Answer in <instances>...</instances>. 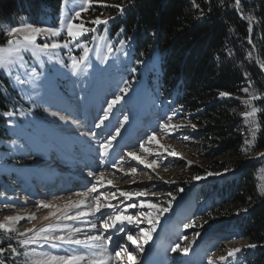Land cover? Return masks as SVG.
I'll return each instance as SVG.
<instances>
[{
    "label": "rangeland",
    "instance_id": "obj_1",
    "mask_svg": "<svg viewBox=\"0 0 264 264\" xmlns=\"http://www.w3.org/2000/svg\"><path fill=\"white\" fill-rule=\"evenodd\" d=\"M103 2L108 5L114 4V0H103ZM97 17L104 19L115 16L108 12V7H100L96 0H93V5L82 12L74 23H78L81 19L86 22L91 21ZM35 25L57 27L59 26V19L51 21L47 18L42 21V24ZM85 27L96 28L94 32L85 33L78 38V42L81 45L87 44L90 50V67L86 70L87 75L73 76L69 69L47 61L43 68L37 65V72L42 73L40 81L41 95L47 103L38 102L36 107H31V102L21 99L18 89L14 91L13 87L9 86L10 81L7 78L9 87L6 88H10L14 95L18 97L15 99H18V101L20 99L32 110L39 113L42 120L30 118L25 126L20 125L13 119L12 124L7 123L8 118L2 121L3 126L8 129L10 137L0 135V175L8 174L6 177L9 181L8 183L3 180L0 182V188L3 187L2 192H0V223H6L15 230L11 233L0 231L5 237L6 243L8 242L5 246V253L1 257L17 261L15 259L16 255L21 254L19 256H22L23 259L20 264H25L28 257L24 253L29 252L32 248H35L38 252H47L55 256L70 255L71 253L65 249H54L47 244H32L25 247L19 241L33 236V232L27 231L28 229L35 231L55 222V217L50 215L52 212L59 215L62 211H70L71 215H75L76 209L71 207L73 202H79L83 199L84 205L80 210L88 211L86 206L89 204L95 205L96 203L95 195L99 192H105L107 201L104 197H101L99 202L101 205L106 202L119 205V201L124 200V198L120 196L117 189L134 192L143 187H148L150 195L151 193L155 194L154 203L157 202L156 198H159V202L168 207L166 203L169 199L168 193H171L175 199L169 212L161 216L157 229L153 233L154 236L157 230L160 229L159 231H162L161 236L152 237V240L145 245V254L148 253L150 256V252L154 251L159 254L161 246V249L167 254V260L171 259L170 262H166L167 264H206L208 256H212L217 264H220L219 257L222 256L226 258L223 264H234L235 260L229 261L228 251L241 246L246 247L247 244L240 238H226L220 233L221 231L217 230L215 223H205L197 218L200 215L199 212L208 207L210 198L212 200L215 197L206 200L197 198L193 202L189 197L192 192L191 188L204 181L190 179V177H196L191 173L192 166H206L209 162L205 144L193 133L197 125L193 127L188 122L187 116H181L180 113H177L170 122V126L181 124L183 127L171 132L170 135L160 131L157 126L166 116L173 115V112L170 113L172 110L159 101V97L149 90L147 83L130 81L128 79L130 72L122 71L124 69L121 67V63H115L116 65L112 66V61L109 62V58L106 59V55L109 54L107 46L111 43H108L105 36L104 25L94 26L86 23ZM102 28L104 31H101ZM65 38L62 34L57 39L62 40ZM95 40L96 42H94ZM70 47L72 48L71 52L63 50L60 53L65 64L69 63L68 57L70 55H82V48L73 47L72 45ZM25 59H28L31 63L28 56ZM124 81L128 82L127 86L129 87V92L124 94V100L113 107L109 119L105 121V126L101 128L94 127L98 123V118L103 115V109L107 107V103L114 98V95L120 94V89L125 87ZM64 94L77 105L76 110L72 113L65 108ZM80 97H83V99H80ZM83 106L93 107L94 113L91 118L88 117ZM46 107L50 111L60 112L69 122L65 123L50 116L44 110ZM124 115L129 117L126 123L123 121ZM91 119L93 123L90 122ZM48 121H52V124H48ZM72 121H76L80 125H76L77 123L74 124ZM118 123H124L121 135L113 142L111 155L104 158L97 151L99 143L107 139L109 133L113 132ZM132 128L136 130L137 135L127 142L131 146L124 147V139L128 137ZM153 131L156 132L159 143L164 145V149L159 148L155 142L149 143L146 140V137ZM88 132L96 133L95 140L90 141L87 135H80V133L86 134ZM56 139L68 140V146L71 150L77 151L74 149L75 144L80 143L83 144V147H88V149L94 151L89 152L87 149L79 152L81 158H78V160L85 162L89 159L90 162L80 166L78 162H74L75 157L61 155L62 146L56 142ZM141 141L145 143L146 148L151 149L152 153L160 152L161 155L155 156L144 152L138 146ZM165 149L169 153L174 151L178 155H167ZM127 151H135L148 162L155 159L157 165L154 166V169H147L138 161L125 156V162L123 164L118 163L116 169L109 167L112 161H118L119 157ZM189 161H191V165L188 164ZM92 166L94 167L92 168ZM120 167H123L124 172H128L132 167L137 168V171L126 177L119 171ZM89 171L96 173L103 171L102 183H98L93 177L89 176ZM258 177L262 188L264 187V164L258 170ZM50 178H59V181H57L58 186L54 189H50L51 184L46 183ZM109 180L112 181V185H108L107 181ZM152 183L155 184V188L150 187ZM182 183L187 184L183 185ZM94 185L98 189L97 193L91 192ZM179 188H183V192L178 191ZM112 192H115V198L111 195ZM77 193H80V195H77ZM84 194H87L86 199ZM41 201L55 207H38ZM124 203H128V201L124 200ZM101 213L112 214L111 210L102 207L100 213L90 215L86 220L98 223ZM125 214L135 215V212L129 210ZM174 214L176 217L172 219L171 215ZM18 216L23 217V219L18 221L6 219ZM33 216L34 219L31 218ZM46 216L48 217L47 220L44 219ZM192 219H195L197 224H202L203 227L196 229L184 228L183 225L191 222ZM60 224L61 227L72 225L82 227L85 231L88 229V224L80 221L64 220ZM146 226V224L140 225V227ZM131 228L132 226H128L126 230H131ZM197 231L201 233L199 237L195 235ZM21 233L24 235H21ZM108 234L113 236V243L118 238L120 243L125 242L123 233L110 230L105 235ZM133 235L137 237L138 241L142 242L138 231H134ZM185 236L187 240L183 239ZM77 238H83V236L78 235ZM193 240H195V243L191 244V250L187 255L179 253V251L175 253L170 251V248L177 243L184 247L188 246ZM9 243L16 248L15 253L8 249ZM128 244L129 250L132 251L133 246L130 242ZM145 254L143 257H145ZM138 261L142 262L139 257Z\"/></svg>",
    "mask_w": 264,
    "mask_h": 264
},
{
    "label": "trees",
    "instance_id": "obj_2",
    "mask_svg": "<svg viewBox=\"0 0 264 264\" xmlns=\"http://www.w3.org/2000/svg\"><path fill=\"white\" fill-rule=\"evenodd\" d=\"M222 2L223 7L221 0H114L113 5H122L125 11L121 15L108 7L115 19L109 21L105 36L113 49L120 47V40L126 41L128 55L113 51L112 66L121 63L122 71L130 72V81L147 83L159 101L169 106L170 113L187 116L189 123L197 125L193 133L205 144L209 162L192 166L191 173L204 181L192 188L190 200L215 197L197 218L221 226L228 239L257 245L254 249L241 246L245 250L237 254L234 264H264V196L260 195L258 177L264 158L255 159L257 153L264 152V113L257 117L261 127L249 153L241 151L251 135L240 116L248 110L242 99L254 90L264 97V70L258 65V60H264V0H241L244 14L255 18L251 44L249 22L229 7L235 0ZM194 5L204 18H198L201 11ZM60 11L61 0H0V23L14 26L23 16L27 22L42 24L47 18L59 19ZM121 27L124 32L118 36ZM4 41L0 33V44ZM138 59L143 64H136ZM0 84L4 86L0 87L2 112L10 109V102L3 94L8 81L1 74ZM245 87L248 94L241 91ZM220 92L231 96L221 98ZM253 103L264 108V99ZM2 121L0 116V135L8 137ZM209 172L220 175L209 176ZM6 176L1 175L0 182L8 183ZM4 238L0 233V247L5 248L8 242ZM4 253H0L4 264H20L23 259L21 254L16 255L17 261L2 258Z\"/></svg>",
    "mask_w": 264,
    "mask_h": 264
},
{
    "label": "snow or ice",
    "instance_id": "obj_3",
    "mask_svg": "<svg viewBox=\"0 0 264 264\" xmlns=\"http://www.w3.org/2000/svg\"><path fill=\"white\" fill-rule=\"evenodd\" d=\"M96 2L100 7L116 8L121 15L125 11V8L122 5H108L105 4L103 0H96ZM92 5L93 0H61L59 26L57 27L37 26L31 22H27V18L23 16L19 17L17 24L14 26L0 23V33H3L5 36L3 45H0V74H3L5 78L9 79V86L13 87L14 91L17 89L19 90L18 94L22 100L31 102V107H36L38 102L47 103L41 95L40 81L42 79V73L37 72V65L40 68H43L45 62L47 61L49 63L59 64L63 68L69 69L73 76L79 77L80 75H87L86 70L90 67V50L87 47V44L81 45L78 42V38L83 36L85 33L94 32L96 30L95 27H85L86 23L94 26L104 25L105 31H107L109 20L115 19V17L104 19L97 17L91 21L86 22L81 19L78 23H74V21L81 16V13L86 11L88 7H91ZM194 6L197 7L198 11H201V16L198 18H204L202 10H200L197 5ZM220 6L223 7L222 0ZM229 7L235 10L242 20L249 22L248 42L251 44L253 31L252 24L255 22V18L251 14H244L241 7V0H235L234 4ZM123 32L124 29L121 27L117 35L119 36ZM62 34L66 38L62 40L57 39L60 38ZM152 35H155V33H152ZM128 39L131 40V37ZM73 42L76 43L73 44ZM119 44L120 47L117 49H113L112 45L109 44L107 46L108 53L111 54L113 51H116L122 53L126 57L128 55V53L124 51L126 41L120 40ZM70 45L82 48V55H70L68 57L69 63L65 64V61L61 58L60 53L63 50L71 52L72 48ZM228 54L231 55V53ZM26 56L30 58L31 63L28 59H25ZM248 56L250 59L252 58L251 53H248ZM135 63L143 64V60L138 59ZM258 65L261 69H264V60H258ZM132 71L135 72L136 69L133 68ZM245 76H247L246 73ZM124 83L125 87L121 88L120 94L114 95V98L107 103V107L103 109V115L98 118V123H96L94 127L101 128L102 126H105V121L109 119L113 107L124 100V94L129 92V87L127 86L128 82L124 81ZM249 85H251L250 79ZM0 87L4 86L0 84ZM241 91L248 94L249 90L248 87H245ZM3 94L6 98H8L6 87ZM219 96L224 98L230 97L231 94L228 92H220ZM235 98L240 99V97ZM80 99H83V97H80ZM257 99H264V97L257 95L254 90L253 93L249 94L247 99L241 100V103L247 106L248 110L241 113L240 116L251 135L250 139L246 138L244 140V146L241 148V151L245 153H249L253 150L257 139V132L261 127L257 117L259 114L264 113V108H258L254 105L253 101ZM180 109L182 111L183 106H180ZM44 110L48 112L50 116L58 120L64 121L65 123L69 122V120L62 116L60 112L50 111L47 107ZM30 111L31 108L29 109V112ZM28 114L29 113L22 109L19 111L8 109L0 112V116L8 118V124L13 123L11 118L16 116L26 117ZM176 115L177 113L173 111V115L166 116V118L157 126L158 129L170 135L171 132L183 127L181 124H173L170 126V122ZM128 120L129 117L124 115V123ZM72 123L76 124L78 122L72 121ZM124 123H118V125L114 127L113 132L109 133L107 139L99 143L97 151L101 153L104 158H108L111 155L113 142L121 135V129L124 127ZM193 127L195 126L193 125ZM80 135H87L90 141L95 140L96 137L95 132H88L86 134L80 133ZM146 140L149 143L155 142L159 148L164 149V145L160 144L157 140V134L155 131L149 134L146 137ZM138 146L143 149L144 152L151 155H161L160 152L152 153L150 148L145 147V143L143 141L139 142ZM165 153L173 156L178 155L174 151L170 153L167 152V149H165ZM125 156L131 160L138 161L139 164L144 165L147 169H154V166L157 165V161L155 159L148 162L135 151H127L119 157L118 161H112L109 164V167L116 169L118 163L123 164L125 162ZM262 158H264V152L257 153L255 159L262 160ZM262 162H264V160H262ZM188 164L191 165V161H189ZM119 171L127 177L129 174L136 173L137 168L132 167L128 170V172H124L123 167H120ZM224 171L228 172L229 169H225ZM88 175L93 177V179L98 183H102L101 178L104 176V172L101 171L96 173L89 171ZM207 175H220V173L213 174L209 172ZM193 179L200 180L202 177L196 176ZM133 182L135 183V181ZM107 183L108 185H112L111 180L107 181ZM113 187L115 186L113 185ZM150 187L155 188V184H150ZM183 190V188L178 189L180 192H183ZM97 191L98 189L94 185L91 192L97 193ZM117 191L120 192V196L123 197L124 200L128 201V203H124V200H121L119 201V205L122 206L114 205L111 202H106L101 205L99 203L101 197H104L107 201V194L105 192H99L94 197L96 201L95 205L89 204L86 206L88 211L80 210L82 205H84V200L82 199L79 202H73L71 205L72 208L76 209L75 215H71L70 211H62L59 215H57L56 212H52L50 215L55 217V222L49 223L48 225L35 231H33V229H28L27 231L33 232V236L19 241L21 245L27 247L32 244H47L49 247L54 249H65L71 254L66 256H55L47 252H38L35 248H32L29 252L24 253V255L28 257L25 264H114V262L115 264H142L141 261H138L137 254L134 253L145 252V245L152 240L153 233L157 229L161 216L169 212L175 198L172 197L171 193H168L169 199L166 201L168 207H165L159 202V198H156V203L153 202L155 194L151 193L150 195L148 187H143L134 192L121 191L119 189H117ZM77 195H80V193H77ZM84 195L86 199L87 194ZM111 195L115 198V192H112ZM260 195L264 196V187L260 189ZM39 206L44 208L55 207L54 205L44 203L43 201L39 202L38 207ZM102 207L111 210L112 214L101 213L98 223L88 222L86 220L88 216L100 213ZM129 210L135 212V215H126L125 213H128ZM245 211H247V209H245ZM208 214L211 215V213ZM31 218L34 219L35 217L33 216ZM6 219L10 221H18L23 219V217H8ZM44 219L47 220L48 217L46 216ZM64 220L87 223L88 229L85 231L82 227H75L72 225H65L64 227H61L60 222ZM142 224H146L147 226L140 227ZM128 226H132L131 230H126ZM183 227L187 229H196L202 228L203 225L197 224L196 220L192 219L191 222L184 224ZM14 230L15 229L9 227L8 224L0 223V231L11 233ZM110 230H114L117 233H123V239L125 242L120 243L118 238L117 241L113 243V236L111 234L105 235L106 233H109ZM134 231H138L142 242L138 241L137 237L133 235ZM21 235L24 234L21 233ZM78 235H82L83 238H77ZM195 235L196 237H199L201 233L197 231ZM183 239L187 240V237L185 236ZM128 242H130L133 246L132 251L129 250ZM192 243H195V240L190 242L188 246L184 247H181V245L177 243L175 246L170 248V251L174 253L179 251V253L187 255L191 250ZM247 247L254 249L257 245L253 244ZM8 249L13 253L16 252V248L12 247L10 243L8 244ZM5 250L6 249L4 247H0V253H3ZM244 250L245 249L243 247L230 249L227 256L235 260L237 254L242 253ZM225 260V257H219L220 264H223ZM0 264H4V262L0 261ZM206 264H217V262L213 260L212 256H208Z\"/></svg>",
    "mask_w": 264,
    "mask_h": 264
},
{
    "label": "bare ground",
    "instance_id": "obj_4",
    "mask_svg": "<svg viewBox=\"0 0 264 264\" xmlns=\"http://www.w3.org/2000/svg\"><path fill=\"white\" fill-rule=\"evenodd\" d=\"M69 106V105H68ZM88 151L93 152L91 149H88Z\"/></svg>",
    "mask_w": 264,
    "mask_h": 264
},
{
    "label": "water",
    "instance_id": "obj_5",
    "mask_svg": "<svg viewBox=\"0 0 264 264\" xmlns=\"http://www.w3.org/2000/svg\"><path fill=\"white\" fill-rule=\"evenodd\" d=\"M264 70V69H263Z\"/></svg>",
    "mask_w": 264,
    "mask_h": 264
}]
</instances>
